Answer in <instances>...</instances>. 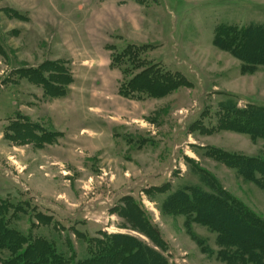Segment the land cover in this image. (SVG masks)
<instances>
[{
    "label": "rangeland",
    "instance_id": "obj_1",
    "mask_svg": "<svg viewBox=\"0 0 264 264\" xmlns=\"http://www.w3.org/2000/svg\"><path fill=\"white\" fill-rule=\"evenodd\" d=\"M255 25H264V0H0V218L28 240H47L69 264L97 255L114 235L154 248L167 264H228L217 256L218 232L193 212L175 213L184 204L170 199L191 187L224 190L264 220V189L226 161L264 159V138L230 124L231 107L264 108V65L244 71L220 46L236 39L238 47L239 33ZM148 66L172 74V88L150 95L141 84L116 102L112 72L121 81L122 70L133 76ZM23 77L34 85L15 87ZM63 89L70 109L48 118L66 131L86 127L76 142L7 105L13 95L35 110ZM97 105L98 114L87 108ZM110 116L129 123L113 137ZM60 142L71 154L62 164L27 145ZM33 184H47L41 192L56 204L39 200ZM130 207L156 241L126 218Z\"/></svg>",
    "mask_w": 264,
    "mask_h": 264
},
{
    "label": "trees",
    "instance_id": "obj_2",
    "mask_svg": "<svg viewBox=\"0 0 264 264\" xmlns=\"http://www.w3.org/2000/svg\"><path fill=\"white\" fill-rule=\"evenodd\" d=\"M222 32L221 30L216 36V44H220L219 40H223ZM239 34L241 38L238 47H232L235 39L233 42L226 41L225 45L220 44L221 48L230 51L240 59L244 63V71H253L259 65H264V25L248 26ZM131 48L136 49L130 46L127 50L129 54L132 53ZM119 57L122 55L113 57L112 64L116 65L115 62L119 60ZM129 58H121L120 61L123 63L129 61ZM132 59L135 60L133 57ZM122 73L125 78L120 81L119 92L125 97H133L141 84L140 89L147 91L150 95L152 93L160 95L173 86L172 74L153 72L150 66L133 76H128L126 70H122ZM70 81L68 79L67 83L69 84ZM65 93L66 89L58 93L48 91L47 96L57 97ZM231 109L233 112H238L230 120L232 129L247 132L254 139L264 138V108L249 106L242 110H234V107ZM25 119L30 120L28 117ZM34 123L31 122L33 126ZM22 128L23 131H27L25 127ZM226 161L231 167L236 168L244 179H250L264 189V159L230 154L227 155ZM176 198L180 199L184 205L175 213L193 212L196 214V221L218 232L217 244L221 247L218 258L228 264H264V220L256 216L244 204L230 197L224 190H217L216 193L210 194L198 187L177 192L170 199V205H174ZM129 212L133 215L130 216L127 212L126 218L130 220L134 228L156 241L147 233L146 226L132 207ZM109 242V245L100 246L97 255L94 253L88 258L79 260L81 261L79 263L75 262L73 256L70 260L71 264H167L160 253L141 241L123 235H114L110 237ZM25 244L27 246L22 247ZM0 251L5 254L2 257V259L5 258L4 261L1 259L4 264H69L57 254L47 240L36 242L28 240L20 231L11 229L5 218H0Z\"/></svg>",
    "mask_w": 264,
    "mask_h": 264
},
{
    "label": "crops",
    "instance_id": "obj_3",
    "mask_svg": "<svg viewBox=\"0 0 264 264\" xmlns=\"http://www.w3.org/2000/svg\"><path fill=\"white\" fill-rule=\"evenodd\" d=\"M111 76H112L111 83H110V85L108 84V86H107L110 89L109 93H111L113 96L118 97V98H115L116 102H119L120 100L121 101L122 100L127 101L128 97L126 98L125 96H122L119 92L120 78H119L118 74L116 72H112ZM18 82L19 83H15V84H17L15 87H17V88L20 86L23 87L24 83H26V82H29L31 84L33 83L26 77H23ZM32 85H34V84H32ZM35 90L38 91L37 88H35ZM23 92H26V89H23ZM13 97L14 96L12 95V97L8 98V103H7L8 107H9V109H11V111L13 110V108H15L16 113H20L21 115L28 117L31 121L36 122V123L41 122L43 124H46L48 122V124H51V127L54 128L53 130L55 132L59 133V138H62V140H64V141L69 140L71 143V140H74V138L76 136H79L81 133H84L87 129L86 127H78V130H76L77 133L71 132V131H66L65 128L62 127V125L64 123H62V125L58 124V121L55 120V116H54L53 121H51L49 119V118H52L51 117L52 114L59 113V115H62V113H64V110L68 106V105L65 106L64 104H65V102L68 101L65 99L67 97H69V92H68V94L66 93V95L64 94L62 96L46 98L48 100L42 101V105L41 104L38 105L35 110H33V109L29 110L28 107L26 108V106H28V105H23V103H22V105L21 104L19 105L18 104V98H15V97L13 98ZM107 97L109 98L110 95L108 94ZM54 100H56L55 105H54ZM131 100H133V99H131ZM69 107L70 106H68V110L70 109ZM87 108H89V110H91L92 112L97 113V111L92 110V109H99V105L94 106V107L89 106ZM120 117H122V116H117V117L116 116L115 117L110 116L109 120L112 121L113 125H115V126H111L109 129V132H107V135H110V137H113V135L111 133V132H113V130H116L117 128H121V127L125 128V127H127V124H129L128 122H125V124H123L126 126H122V124H119L120 123V121H119ZM45 118H48V119L45 120ZM134 120H136V119L134 118ZM134 120H133V123H134ZM101 133H103V132L101 131ZM116 133H118V135H120L119 132H116ZM3 137H4V132L1 133V130H0V141L3 139ZM87 142H88L87 140L84 141V143L88 144ZM89 142H92V141H89ZM27 145H32L31 149H32L33 155H35L33 149H36L37 153L41 154L43 157H45L47 160H50V161L56 160L55 162H60L62 164V163H65L66 159H70L71 154H70V152H67L66 143H63V142H60V145L59 144H53V145L46 144V146L45 145H42V146L38 145L37 146L36 144H33V143H29ZM54 147H56V148H54ZM50 164H55V163L50 162ZM39 167H41V165H39L37 169H39ZM53 169L55 170V168H53ZM44 177H45L44 175L41 177L44 179V180H42L43 182L46 181V179H45L46 177L45 178ZM48 187L49 186L47 184L46 185L44 184L40 187H35L34 184L31 186L33 192H35L38 195L37 198L39 200H41L43 202H48L49 204H56L52 198H50L48 195L42 193V192L47 193Z\"/></svg>",
    "mask_w": 264,
    "mask_h": 264
}]
</instances>
